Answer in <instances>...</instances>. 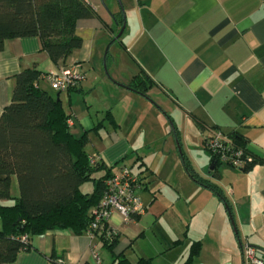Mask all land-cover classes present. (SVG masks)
Returning <instances> with one entry per match:
<instances>
[{
  "label": "crops",
  "instance_id": "1",
  "mask_svg": "<svg viewBox=\"0 0 264 264\" xmlns=\"http://www.w3.org/2000/svg\"><path fill=\"white\" fill-rule=\"evenodd\" d=\"M119 2L88 0L97 16L76 22L82 42L66 65L80 63L85 80L61 92L43 77L39 85L61 100L71 132H87L86 151L111 173L126 159L130 168L136 165L131 171L141 181L144 212L129 223L112 214V250L86 231L57 228L32 236L29 249L3 264H116V256L129 264L141 258L147 264H251L243 258L244 244L264 264V0ZM32 67L43 74L58 69L37 37L7 40L0 51V113L15 75ZM140 70L152 81L147 95L129 87ZM106 112L116 126L104 119ZM166 116L171 131L164 128ZM215 131L263 160L247 169L220 163L210 173L203 143ZM170 140L184 170L174 183L177 193H155L151 181L165 173L140 151L157 150L155 160L166 161ZM185 162L220 193L193 180ZM10 193L2 203L19 195L15 176ZM195 242L198 252L188 258Z\"/></svg>",
  "mask_w": 264,
  "mask_h": 264
},
{
  "label": "trees",
  "instance_id": "2",
  "mask_svg": "<svg viewBox=\"0 0 264 264\" xmlns=\"http://www.w3.org/2000/svg\"><path fill=\"white\" fill-rule=\"evenodd\" d=\"M95 16L93 7L83 0H0V51L7 40L34 36L41 51L58 69L67 67L71 65H66L67 58L82 42L75 31L76 22ZM44 74L36 67L17 73L10 101L0 113V264L12 262L18 252L29 249L34 235L57 228L75 234L87 232L99 209L105 180L113 174L86 151L87 132L78 136L71 132L70 115L61 100L39 85ZM151 84L140 70L129 87L147 95ZM104 119L116 126L109 112ZM211 136L204 139L206 151L205 143ZM234 141L230 140L251 158L242 169L263 160L251 154L243 143ZM218 164L216 160L214 170ZM185 168L193 180L220 193L216 184L192 173L186 162ZM13 176L19 195L11 204L2 203L11 199ZM85 183H91V191L81 190ZM108 223L100 221L91 232L112 250L117 232ZM198 248L199 243L195 242L188 258ZM115 262L129 264L122 256H116ZM147 263L142 258L137 261ZM57 264L63 263L59 259Z\"/></svg>",
  "mask_w": 264,
  "mask_h": 264
},
{
  "label": "built area",
  "instance_id": "3",
  "mask_svg": "<svg viewBox=\"0 0 264 264\" xmlns=\"http://www.w3.org/2000/svg\"><path fill=\"white\" fill-rule=\"evenodd\" d=\"M83 1L88 2V0ZM43 78L53 90L61 92L77 88L85 80V74L80 63H73L67 67L45 73ZM205 147L219 163L235 169H242L246 163L251 162V158L244 156L243 150L233 145L221 131H215L206 141ZM104 187L99 209L95 211L94 221L87 231L92 237L94 236L91 230L97 228L96 225L102 220L109 222L114 212L121 215L123 223L131 222L135 216L144 212L138 195L140 184L130 167L121 166L116 173L105 180ZM242 249L245 261L251 264H263V261L257 257L255 248L244 244Z\"/></svg>",
  "mask_w": 264,
  "mask_h": 264
},
{
  "label": "rangeland",
  "instance_id": "4",
  "mask_svg": "<svg viewBox=\"0 0 264 264\" xmlns=\"http://www.w3.org/2000/svg\"><path fill=\"white\" fill-rule=\"evenodd\" d=\"M106 49V48H105ZM120 54V53H119ZM85 73V72H84ZM165 121L167 123V126L164 127L165 130L171 131L173 123L167 118V116L165 117ZM164 130V129H162ZM164 130V131H165ZM93 135H95L93 133ZM163 137L166 136V133H162ZM170 138L172 139L174 136V133L170 132L169 134ZM172 142L171 145H167L168 147L165 149V153L170 154V156L166 159V161H156L153 154L154 152H156L157 150H153V149H145V150H141L140 153L143 155V158L145 160V162H147L148 164H151L153 168H156V170L164 172L165 173V177H153V181H151V186L152 187H156V191L155 193H163V194H167V193H177L176 189L174 187V183L177 180V178L179 177V175H181V171L184 170L183 166H181L180 162L175 160V158L178 157L179 155V149L177 148V145L175 144L174 140H170ZM169 143V144H170ZM125 166L130 167L129 166V160L126 159L125 160ZM131 168H133L134 170L136 169V165L132 166ZM186 173V172H185ZM187 175V174H186ZM138 178V184H140V189H141V181L138 175H136ZM91 187V183H85L83 184V186L81 187V190L83 191H87L89 190ZM139 189V191H140ZM138 191V193H139ZM140 198V197H139ZM141 200V199H140Z\"/></svg>",
  "mask_w": 264,
  "mask_h": 264
},
{
  "label": "water",
  "instance_id": "5",
  "mask_svg": "<svg viewBox=\"0 0 264 264\" xmlns=\"http://www.w3.org/2000/svg\"><path fill=\"white\" fill-rule=\"evenodd\" d=\"M118 2H119V0H118ZM119 3H120V2H119ZM122 29H123V25H122ZM122 29H121V31H122ZM121 31L118 33L117 36H119V35L121 34ZM215 163H216V160L214 159V160L211 162V165L209 166V172H210V173L214 170V168H215ZM251 247H252V246H251Z\"/></svg>",
  "mask_w": 264,
  "mask_h": 264
}]
</instances>
